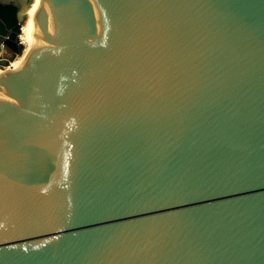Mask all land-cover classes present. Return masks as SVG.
Returning <instances> with one entry per match:
<instances>
[{
    "label": "water",
    "instance_id": "1",
    "mask_svg": "<svg viewBox=\"0 0 264 264\" xmlns=\"http://www.w3.org/2000/svg\"><path fill=\"white\" fill-rule=\"evenodd\" d=\"M0 3V264H264V0Z\"/></svg>",
    "mask_w": 264,
    "mask_h": 264
},
{
    "label": "trees",
    "instance_id": "2",
    "mask_svg": "<svg viewBox=\"0 0 264 264\" xmlns=\"http://www.w3.org/2000/svg\"><path fill=\"white\" fill-rule=\"evenodd\" d=\"M17 7H15L12 4H2L0 3V17L3 19V21L7 24V27L11 30L16 31L18 34H20V38L22 41V24L20 23V20L17 15Z\"/></svg>",
    "mask_w": 264,
    "mask_h": 264
},
{
    "label": "bare ground",
    "instance_id": "3",
    "mask_svg": "<svg viewBox=\"0 0 264 264\" xmlns=\"http://www.w3.org/2000/svg\"><path fill=\"white\" fill-rule=\"evenodd\" d=\"M21 36H22V43L24 44V46H25L24 48L25 49L23 51V54L20 57H18L16 59V61H14L13 63H11L12 66H13L12 70L19 69V67H21L22 64L28 59V44H27V42L25 40L24 28H22V34H21Z\"/></svg>",
    "mask_w": 264,
    "mask_h": 264
},
{
    "label": "rangeland",
    "instance_id": "4",
    "mask_svg": "<svg viewBox=\"0 0 264 264\" xmlns=\"http://www.w3.org/2000/svg\"><path fill=\"white\" fill-rule=\"evenodd\" d=\"M21 32H22V29H21ZM25 47V46H24ZM25 49V48H24ZM24 49H23V51H24ZM22 54H23V52H22ZM22 54H20L19 55V57L22 55ZM18 58V57H17ZM14 61H16V59L14 60ZM14 61H11V63H13ZM10 63V68L12 69L13 68V66H12V64Z\"/></svg>",
    "mask_w": 264,
    "mask_h": 264
},
{
    "label": "built area",
    "instance_id": "5",
    "mask_svg": "<svg viewBox=\"0 0 264 264\" xmlns=\"http://www.w3.org/2000/svg\"><path fill=\"white\" fill-rule=\"evenodd\" d=\"M3 68H5V69H7V70L11 69V68H10V64H9L7 67H3Z\"/></svg>",
    "mask_w": 264,
    "mask_h": 264
}]
</instances>
